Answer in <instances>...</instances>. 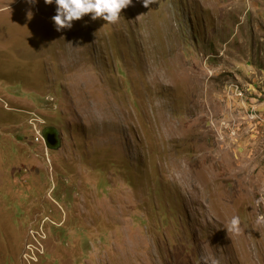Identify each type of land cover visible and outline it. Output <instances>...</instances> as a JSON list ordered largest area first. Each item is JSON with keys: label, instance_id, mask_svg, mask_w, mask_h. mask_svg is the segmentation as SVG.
<instances>
[{"label": "rangeland", "instance_id": "obj_1", "mask_svg": "<svg viewBox=\"0 0 264 264\" xmlns=\"http://www.w3.org/2000/svg\"><path fill=\"white\" fill-rule=\"evenodd\" d=\"M55 14L0 0V264H264V0Z\"/></svg>", "mask_w": 264, "mask_h": 264}, {"label": "clouds", "instance_id": "obj_2", "mask_svg": "<svg viewBox=\"0 0 264 264\" xmlns=\"http://www.w3.org/2000/svg\"><path fill=\"white\" fill-rule=\"evenodd\" d=\"M34 4L37 0H27ZM46 4H55L56 14L52 17L57 31L64 28H71L72 22L83 17L85 14H91V18H103L107 23H115L121 10L132 3V0H44ZM145 7H148L154 0H142ZM31 18V12L28 13ZM239 216H232L225 228L229 233L240 232ZM203 264H209L207 257H202ZM211 264H217L216 260H211Z\"/></svg>", "mask_w": 264, "mask_h": 264}, {"label": "water", "instance_id": "obj_3", "mask_svg": "<svg viewBox=\"0 0 264 264\" xmlns=\"http://www.w3.org/2000/svg\"><path fill=\"white\" fill-rule=\"evenodd\" d=\"M58 130L55 126H47L42 130L46 146L51 150H58L62 146L61 132Z\"/></svg>", "mask_w": 264, "mask_h": 264}]
</instances>
